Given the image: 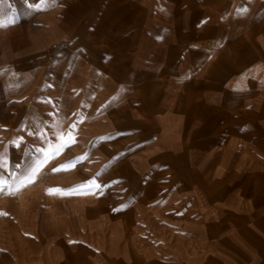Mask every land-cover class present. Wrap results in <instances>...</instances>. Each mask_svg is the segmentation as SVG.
<instances>
[{
	"label": "crops",
	"instance_id": "obj_1",
	"mask_svg": "<svg viewBox=\"0 0 264 264\" xmlns=\"http://www.w3.org/2000/svg\"><path fill=\"white\" fill-rule=\"evenodd\" d=\"M45 4H0V110L88 179L0 200V264H264V0Z\"/></svg>",
	"mask_w": 264,
	"mask_h": 264
},
{
	"label": "rangeland",
	"instance_id": "obj_2",
	"mask_svg": "<svg viewBox=\"0 0 264 264\" xmlns=\"http://www.w3.org/2000/svg\"><path fill=\"white\" fill-rule=\"evenodd\" d=\"M124 60L125 59L121 58L113 60H101L99 62L110 66L113 65V67H119V65H121ZM8 110L9 108L6 111ZM22 110V105L19 104L12 107V116L9 117L10 119L7 118V115L5 114L3 116V113L1 112L3 110H0V154H3V157L6 161L5 167L0 170V173H2L0 174V181H2L4 184V190L0 191V200H4L6 198L11 199L15 203V212L19 211L18 207L22 205V202H38L40 197L44 195V185L48 183L54 186L57 179L63 178V183L71 180L86 181L88 179V175H86L88 173L84 171L87 155H85L86 158L84 161L81 160L80 162L75 163L74 167H69L67 169L63 168L62 166L67 165L70 161L75 162L77 158L81 157L74 153V148L70 147V145L67 147L65 146L64 151L61 153L46 155V150L44 147H42L43 139L40 138L43 128L39 122L38 111H31L27 116H25ZM13 131L19 134L21 137L18 139L19 147L12 146L13 143L10 138L14 133ZM8 133H10V135ZM95 142L99 148L105 147L104 145L108 143V141H105L103 137L96 139ZM37 149H43L44 151L38 152ZM26 153L27 155H25ZM46 156L48 157L46 162L41 163L42 161H45ZM116 158L118 160L119 156ZM91 159L93 158L91 157ZM113 162L115 161H112V166L114 164ZM118 163L119 161H116V164ZM33 164L40 165V167L35 174V179L32 182H28L24 179L23 174L25 170ZM111 165L105 166V169L107 170L102 169L94 177L96 181L95 186L99 187L98 189L101 191V196L104 190L103 185L105 179L106 182L108 181L106 184L109 185L111 175L112 180H118L119 178V174L114 176V171H110ZM10 167L12 168L11 172H8L6 169ZM53 169L58 170L53 171ZM119 182L120 181H116L114 183L116 190L122 189V186ZM107 189L111 188H105V190ZM56 190V188L53 189V191ZM107 199L109 201L111 199V195L108 194ZM33 205L35 204L33 203ZM35 210L37 213H40L41 209L38 207V204L37 207L35 205Z\"/></svg>",
	"mask_w": 264,
	"mask_h": 264
},
{
	"label": "snow or ice",
	"instance_id": "obj_3",
	"mask_svg": "<svg viewBox=\"0 0 264 264\" xmlns=\"http://www.w3.org/2000/svg\"><path fill=\"white\" fill-rule=\"evenodd\" d=\"M23 2L27 6V8L31 9V10H40L46 6L45 0H40V3H29L28 0H23ZM2 3H3V0H0V4H2ZM9 8H11V5H9ZM243 11L246 12L247 9H244ZM2 14H3L2 11H0V15H2ZM15 20H16L15 14L13 13V19L8 20L7 22L0 21V27L9 26L10 24L15 23ZM17 147H19V145H17ZM37 151L43 152L44 150L43 149H37ZM56 154H58V152ZM25 155H27V153ZM85 158L86 157L77 158V160L75 162L70 161L67 165H64L62 167L65 169H67L69 167H74L75 163H78ZM47 159H48V157L46 156L45 161H42L41 163L46 162ZM5 163H6V161L3 157V154H0V170H2L5 167ZM17 166H19V165H17ZM39 167H40V165H35V164L30 165L29 168H27L23 174L24 179L27 180L28 182H32L35 179V174L38 171ZM57 170L58 169H53V171H57ZM0 174H2V173H0ZM89 186H91V185H89ZM3 190H4V184L2 181H0V191H3ZM50 191H53V190H50ZM56 191H60V190H56Z\"/></svg>",
	"mask_w": 264,
	"mask_h": 264
}]
</instances>
